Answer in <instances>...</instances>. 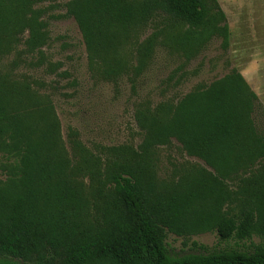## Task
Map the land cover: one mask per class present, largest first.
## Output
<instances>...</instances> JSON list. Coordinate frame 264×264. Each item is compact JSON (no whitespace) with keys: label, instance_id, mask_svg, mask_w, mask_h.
Returning <instances> with one entry per match:
<instances>
[{"label":"trees","instance_id":"obj_1","mask_svg":"<svg viewBox=\"0 0 264 264\" xmlns=\"http://www.w3.org/2000/svg\"><path fill=\"white\" fill-rule=\"evenodd\" d=\"M42 1L0 0V56L15 53V68L20 53L40 54L49 42L48 20L56 18L46 17ZM159 14L185 28L172 43L187 57L217 36L222 49L228 47L217 0L66 4L88 64L98 69L109 65L121 36ZM59 67L52 64L48 72ZM44 108L19 109L0 91V153L17 160L0 186V264H264V128L256 119L257 97L237 71L197 86L175 104L138 105L136 148L113 146L96 154L69 130L74 165L56 127L45 118V128L39 127L36 114L47 113ZM172 141L204 168L159 181L156 150ZM206 233H215L216 246L191 242L188 252L174 254L167 243L169 235ZM253 235L263 243L250 250L243 242Z\"/></svg>","mask_w":264,"mask_h":264},{"label":"rangeland","instance_id":"obj_2","mask_svg":"<svg viewBox=\"0 0 264 264\" xmlns=\"http://www.w3.org/2000/svg\"><path fill=\"white\" fill-rule=\"evenodd\" d=\"M68 1L43 0L38 5L46 11V17L56 18L48 20L49 42L40 54L20 53L17 68L15 53L0 56V91L19 109L48 108L47 113L36 114V121L41 129L45 128L44 118L46 125L56 127L70 165L76 162L77 154L70 150L69 130L77 142L96 154L113 146L136 148L140 143L134 119L138 105L154 108L161 103L175 104L197 86L209 85L232 70L242 76L256 95V119L258 126L264 128V0H217L229 32L226 50L221 47L222 38L217 36L185 56L172 43V38L185 28L159 14L121 36L111 62L99 69L88 64L78 28L66 15ZM150 40L152 47L147 52ZM23 49L19 47L20 51ZM50 64L60 67L51 74ZM117 65L122 68L120 73L105 72L115 71ZM16 163L14 158L0 153V186ZM259 165L264 166V161ZM200 167L204 168V164L186 156L174 141L156 150L159 181H176L185 171ZM233 181L229 182L231 190L238 184L237 179ZM76 182L88 184L87 179L78 178ZM191 242L212 247L218 239L215 233L188 239L171 235L167 238L174 254L188 252ZM243 243L252 250L262 245L263 239L253 235Z\"/></svg>","mask_w":264,"mask_h":264}]
</instances>
